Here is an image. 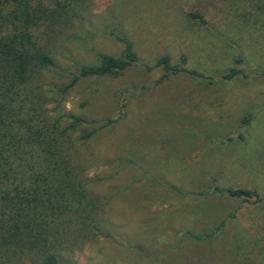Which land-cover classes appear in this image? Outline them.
I'll use <instances>...</instances> for the list:
<instances>
[{"label":"rangeland","instance_id":"374dc122","mask_svg":"<svg viewBox=\"0 0 264 264\" xmlns=\"http://www.w3.org/2000/svg\"><path fill=\"white\" fill-rule=\"evenodd\" d=\"M3 6L0 0L8 14ZM78 8L60 24L59 39L47 42L59 66L37 69L27 93L37 97L35 112L47 124L73 113L96 120L85 131L99 128L79 157L109 236L79 239L64 258L264 264V200L213 193L248 188L264 199V0H82ZM2 24L8 34L11 25ZM116 34L133 43L139 62L64 91L77 64L99 63L96 51L123 53ZM165 55L206 78L169 74L158 63ZM232 67L241 73L222 79ZM119 158L132 165L119 167ZM223 221L211 239L186 234ZM5 255L0 249V264L30 263Z\"/></svg>","mask_w":264,"mask_h":264},{"label":"trees","instance_id":"16d2710c","mask_svg":"<svg viewBox=\"0 0 264 264\" xmlns=\"http://www.w3.org/2000/svg\"><path fill=\"white\" fill-rule=\"evenodd\" d=\"M81 2L2 0L4 6L9 5V13L3 15L0 8V249L16 262L74 264L63 256L72 243L109 236L99 225L98 208L87 189L79 157L84 141L93 139L99 130L85 131L96 120L68 113L47 124L35 112L37 97L35 101L27 94L37 69L59 66L47 42L59 39L60 24L78 14ZM189 16L205 22L199 13ZM2 23L11 25L8 34H2ZM116 36L125 44L123 53L96 51L99 63L77 64L64 91L82 78L118 75L139 62L133 43L124 35ZM158 63L169 74L186 72L206 78L184 64H173L168 55ZM239 73L240 69L229 68L222 79ZM113 122L109 119L103 126ZM80 129L85 132L75 138ZM116 162L119 167L132 165L124 158ZM213 193L264 200L248 188L215 187ZM224 225L225 221L212 231L186 234L197 240L211 239Z\"/></svg>","mask_w":264,"mask_h":264}]
</instances>
